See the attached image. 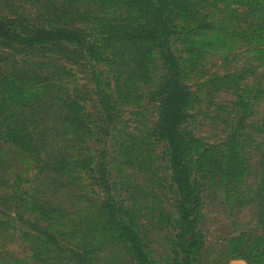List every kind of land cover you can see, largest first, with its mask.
I'll list each match as a JSON object with an SVG mask.
<instances>
[{
    "label": "rangeland",
    "instance_id": "1",
    "mask_svg": "<svg viewBox=\"0 0 264 264\" xmlns=\"http://www.w3.org/2000/svg\"><path fill=\"white\" fill-rule=\"evenodd\" d=\"M123 1L107 8L111 19L124 10ZM259 1L262 10L251 9L244 3L248 0H179L173 9L176 33L170 47L182 82L194 94L190 115L181 124L190 142V181L199 198L193 231L178 211L168 143L154 132L159 108L152 91L165 71L157 49L143 67L125 53L115 62L97 61L78 48L67 53L47 46L23 53L21 62L20 55L0 46L1 63L19 64L23 75L37 71L40 76L33 77L45 84L33 107L7 103L0 110V122L33 120L25 130L31 137L27 152L9 144L0 126V264H75L65 249L52 250L38 241L37 231L17 213L50 229L29 209L28 199L38 197L63 212L80 214L94 206L90 199L107 193L128 211L151 264H264V0ZM48 2L0 0V15L26 13L36 22ZM78 2L83 14L72 11L71 17L80 22V16L89 17L85 29L93 31L104 6L97 0ZM197 23L198 34L187 35V27ZM97 87L111 94V116L104 114ZM68 125L78 127V136L68 133ZM47 127L51 138L41 134ZM65 153L70 159L64 165L81 157L82 166L52 172V159L48 164L41 160L46 154L64 158ZM231 153L239 170L228 189L225 170ZM101 164L108 192L97 172ZM103 236L93 264H133L120 241Z\"/></svg>",
    "mask_w": 264,
    "mask_h": 264
},
{
    "label": "trees",
    "instance_id": "2",
    "mask_svg": "<svg viewBox=\"0 0 264 264\" xmlns=\"http://www.w3.org/2000/svg\"><path fill=\"white\" fill-rule=\"evenodd\" d=\"M78 1L82 0H51L41 11V20L36 22L29 21V15L26 13H15L12 18L0 15V46L20 55L18 59L21 62L24 60L23 53L37 51L40 47L47 46L50 51L64 48L67 53L74 52L75 48H78L80 52L85 51L89 57L97 61H105L108 58L111 62H115L116 56L121 58V54L125 53V58H131L137 66L139 64L143 67L151 59L154 49H157L165 62V71L160 75L152 91L158 100L159 108L154 132L156 137L165 139L168 143L170 169L179 194L178 211L185 226L193 231L199 198L190 181L188 161L190 142L182 134L181 124L190 115L188 109L194 94L190 87L182 82L180 64L173 56L170 47V36L176 33V25L172 22L175 20L173 9L178 7L179 0H125L124 10L113 19L108 16L107 8L118 4L120 0H97L104 7L101 15L93 20V25L90 27L93 31L85 29L87 26L85 20L90 19L89 17L80 16L82 23L71 17L72 11L81 12ZM73 2L78 3L70 6ZM244 3L249 4L253 10H262V3L259 0H248V3ZM205 25L208 27L211 24L206 21ZM198 26L199 23L189 25L185 32L187 35L192 31L197 32ZM191 38V41H198L194 37ZM66 43L69 44L67 48H65ZM23 73L19 64L8 67L0 62V110L7 103L14 108L33 107V101L45 86L44 80L33 77L40 76L37 71L25 75ZM100 82L96 81L97 84ZM28 91L30 93H27ZM96 93L104 114L111 116L115 108L111 94L104 88L98 87ZM69 115L70 112L65 118L69 119ZM22 122L24 123L21 125L15 120L0 122V126L3 127V133L7 135L6 140L9 144L18 148L20 152H27L30 149L31 137L27 136L25 130L27 124H31L33 120L27 119ZM71 123L73 120L69 122ZM49 129L51 128L47 127L45 132L42 131L43 138L52 137ZM66 129L68 133L74 132L78 136V127L68 125ZM229 155L230 161L225 170L228 189L234 187L237 180L236 173L239 170L236 161L231 159V157L235 159V153ZM45 156L46 160L43 158L41 160L48 164V159H52L53 165H49V170L52 172H58L56 171L58 169L65 172L67 165H76L74 169L69 170L72 172L78 170L83 162L81 157H76L71 163L64 165L65 162L62 161L70 159L66 153L64 158H55L51 154ZM90 163L92 161H86V165ZM97 172L103 183L102 188L107 189L108 192L105 165L101 164ZM28 200L29 209L41 219L47 220V228L51 230L39 228L35 222L24 218L21 213H17L19 219L37 231L38 235L35 238L42 241L47 248L59 251L65 249L64 252L69 254V258L75 264H93L94 248L102 241L103 235L107 234L125 246L133 264H151L141 238L128 216V211L121 204L116 203L109 193L100 200L90 199L94 206L88 212H80V214L63 212L38 197ZM245 258L247 259V256Z\"/></svg>",
    "mask_w": 264,
    "mask_h": 264
},
{
    "label": "crops",
    "instance_id": "3",
    "mask_svg": "<svg viewBox=\"0 0 264 264\" xmlns=\"http://www.w3.org/2000/svg\"><path fill=\"white\" fill-rule=\"evenodd\" d=\"M231 264H245V262L243 260H240V261L234 260V261H232Z\"/></svg>",
    "mask_w": 264,
    "mask_h": 264
}]
</instances>
